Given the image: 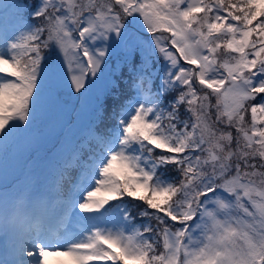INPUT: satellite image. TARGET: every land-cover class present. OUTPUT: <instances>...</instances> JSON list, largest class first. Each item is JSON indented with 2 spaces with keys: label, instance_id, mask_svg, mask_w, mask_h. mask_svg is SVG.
<instances>
[{
  "label": "snow or ice",
  "instance_id": "snow-or-ice-1",
  "mask_svg": "<svg viewBox=\"0 0 264 264\" xmlns=\"http://www.w3.org/2000/svg\"><path fill=\"white\" fill-rule=\"evenodd\" d=\"M3 7L0 146L92 125L53 191L0 194V264H264V0Z\"/></svg>",
  "mask_w": 264,
  "mask_h": 264
},
{
  "label": "trees",
  "instance_id": "trees-1",
  "mask_svg": "<svg viewBox=\"0 0 264 264\" xmlns=\"http://www.w3.org/2000/svg\"><path fill=\"white\" fill-rule=\"evenodd\" d=\"M19 0L18 2H20ZM24 2H31V0H23ZM21 3V2H20ZM65 116L58 125V129L51 133L44 129H39L37 131V136L31 141V146L29 148L28 156L23 160L21 167L22 178L26 181V184H33L39 178L41 173H46L47 178L55 177L57 179L58 170L62 166L63 159H65L75 147L81 144H85L88 140V132L92 125V114L88 107H83L77 111H72L71 109L64 110ZM48 115L50 120L54 117L55 113H52L46 109H42L37 116ZM82 116V117H81ZM250 118V116H249ZM50 122L49 124H51ZM36 133V132H35ZM85 155L87 151L85 150ZM35 160L34 165H30L29 162ZM2 158H0V165L2 164ZM42 160V161H41ZM29 176H23L25 172H29ZM75 171L73 175H75ZM173 173H170V175ZM17 179H21L18 176ZM54 181V183H55ZM19 186H22L20 181H17ZM14 187L12 189H15ZM6 186L0 183V194L5 191ZM10 190V189H7ZM65 192L67 191V186L65 185ZM137 203V202H135ZM135 216L136 213L133 212Z\"/></svg>",
  "mask_w": 264,
  "mask_h": 264
},
{
  "label": "rangeland",
  "instance_id": "rangeland-1",
  "mask_svg": "<svg viewBox=\"0 0 264 264\" xmlns=\"http://www.w3.org/2000/svg\"><path fill=\"white\" fill-rule=\"evenodd\" d=\"M8 2L9 0H0V8H2L3 5L9 4ZM14 16L15 13L12 10H7L6 12H4L0 19V28L5 23L12 22L14 20ZM221 59H223L222 54ZM186 67L188 66L186 65ZM64 116L65 112L63 111L56 112L52 120H50V116L48 115H39L37 116L36 122L33 125V131L30 135L13 138L8 142L6 146H0V158L3 159L2 164L0 165V183L16 185V181H20L22 185L26 184V181L22 178V175L20 174V170L23 164V160L28 156V153L30 151L29 148L31 146V141L38 135L37 131L39 129H44L51 133H54L58 129L60 120H62ZM249 116L250 112L245 114V120L248 123H250ZM50 122L52 123L49 124ZM29 163L30 165H34L35 160L33 159V164L32 162ZM29 175L30 171L25 172L23 174V176ZM171 175H175V173ZM18 176H20L21 179H17ZM76 211H78V209Z\"/></svg>",
  "mask_w": 264,
  "mask_h": 264
}]
</instances>
